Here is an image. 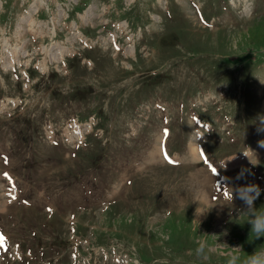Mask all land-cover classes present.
Returning a JSON list of instances; mask_svg holds the SVG:
<instances>
[{
    "label": "rangeland",
    "instance_id": "1",
    "mask_svg": "<svg viewBox=\"0 0 264 264\" xmlns=\"http://www.w3.org/2000/svg\"><path fill=\"white\" fill-rule=\"evenodd\" d=\"M262 117L264 0H0V264H241Z\"/></svg>",
    "mask_w": 264,
    "mask_h": 264
},
{
    "label": "clouds",
    "instance_id": "2",
    "mask_svg": "<svg viewBox=\"0 0 264 264\" xmlns=\"http://www.w3.org/2000/svg\"><path fill=\"white\" fill-rule=\"evenodd\" d=\"M261 123L264 124V117L261 118ZM257 131H264V128H258ZM260 147L264 148V141L259 142ZM227 162V161H226ZM224 163L222 168H226L227 164ZM247 172L249 175L254 173L249 168L242 167L240 173L237 175L236 179L243 177L244 173ZM222 181L225 185H231V180L229 177L222 176ZM260 188L256 184H249L244 188H233L231 191L227 192L226 199L232 201L239 196L242 198L249 209H252L250 213L251 218L248 223L251 225V232L255 234V238L264 237V211H258L255 209L253 202L260 196ZM249 193H254L249 195ZM199 247L197 248V254L202 255L207 247L206 242L198 241ZM236 254H229L227 264H238L240 261V256L238 252L241 251L239 247H236ZM241 264H264V250L255 251L252 255H247Z\"/></svg>",
    "mask_w": 264,
    "mask_h": 264
},
{
    "label": "bare ground",
    "instance_id": "3",
    "mask_svg": "<svg viewBox=\"0 0 264 264\" xmlns=\"http://www.w3.org/2000/svg\"><path fill=\"white\" fill-rule=\"evenodd\" d=\"M197 217H198V219H201V220L205 218L204 215H202V214H200V213L197 215ZM197 217H196V218H197Z\"/></svg>",
    "mask_w": 264,
    "mask_h": 264
},
{
    "label": "snow or ice",
    "instance_id": "4",
    "mask_svg": "<svg viewBox=\"0 0 264 264\" xmlns=\"http://www.w3.org/2000/svg\"><path fill=\"white\" fill-rule=\"evenodd\" d=\"M167 159V157H165ZM0 239H2V237H0Z\"/></svg>",
    "mask_w": 264,
    "mask_h": 264
}]
</instances>
